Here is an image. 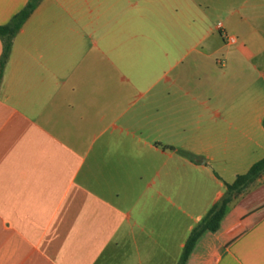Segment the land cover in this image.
<instances>
[{
	"label": "crops",
	"instance_id": "obj_1",
	"mask_svg": "<svg viewBox=\"0 0 264 264\" xmlns=\"http://www.w3.org/2000/svg\"><path fill=\"white\" fill-rule=\"evenodd\" d=\"M227 1L233 43L210 0L38 2L0 79V264L179 263L264 157V0ZM185 264H264V174Z\"/></svg>",
	"mask_w": 264,
	"mask_h": 264
},
{
	"label": "trees",
	"instance_id": "obj_2",
	"mask_svg": "<svg viewBox=\"0 0 264 264\" xmlns=\"http://www.w3.org/2000/svg\"><path fill=\"white\" fill-rule=\"evenodd\" d=\"M39 1L40 0H27L24 7L15 13L8 23L0 25V38L2 40L0 79L4 64L11 49L12 39ZM262 125L264 127V118L262 120ZM188 157L193 158L190 154H188ZM263 174L264 157L254 162L245 173L236 175L231 183H225V190L222 197L210 207L201 220L195 224L190 231L183 246L178 264H185L202 233L206 231H216L220 227L228 211L241 197L258 185Z\"/></svg>",
	"mask_w": 264,
	"mask_h": 264
},
{
	"label": "rangeland",
	"instance_id": "obj_3",
	"mask_svg": "<svg viewBox=\"0 0 264 264\" xmlns=\"http://www.w3.org/2000/svg\"><path fill=\"white\" fill-rule=\"evenodd\" d=\"M205 4L209 9H211L210 7L215 5L218 7L215 13H213L214 23H216L217 21L224 23V29L221 31V34L225 39L228 40L229 37H234L241 41L243 39L242 35L244 34V32H249L251 30L248 26H244V23L243 25H239L237 27H230L228 25L230 19L239 17L240 14H244V10L239 7V3H229L227 0H210L209 3ZM232 10L234 14L229 16V12ZM237 10L239 11L237 12ZM216 58L221 59L220 56H217ZM213 62H215L214 59Z\"/></svg>",
	"mask_w": 264,
	"mask_h": 264
},
{
	"label": "built area",
	"instance_id": "obj_4",
	"mask_svg": "<svg viewBox=\"0 0 264 264\" xmlns=\"http://www.w3.org/2000/svg\"><path fill=\"white\" fill-rule=\"evenodd\" d=\"M228 41L233 43L235 41V38L234 37H229Z\"/></svg>",
	"mask_w": 264,
	"mask_h": 264
}]
</instances>
